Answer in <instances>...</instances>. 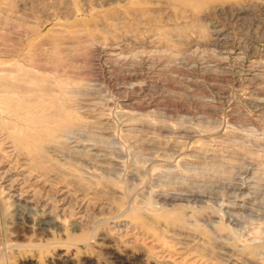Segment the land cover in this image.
Listing matches in <instances>:
<instances>
[{
    "label": "rangeland",
    "instance_id": "obj_1",
    "mask_svg": "<svg viewBox=\"0 0 264 264\" xmlns=\"http://www.w3.org/2000/svg\"><path fill=\"white\" fill-rule=\"evenodd\" d=\"M0 264H264V0H0Z\"/></svg>",
    "mask_w": 264,
    "mask_h": 264
}]
</instances>
